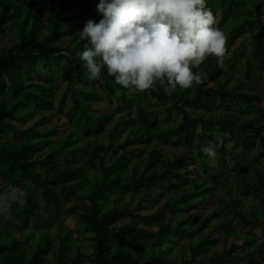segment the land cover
<instances>
[{"label":"trees","instance_id":"obj_1","mask_svg":"<svg viewBox=\"0 0 264 264\" xmlns=\"http://www.w3.org/2000/svg\"><path fill=\"white\" fill-rule=\"evenodd\" d=\"M77 2L0 0V192L12 185L26 194L22 208L13 205L10 217L0 216V264H264V166L253 163H264V100L244 82L216 84L226 74L234 41L244 34L247 45L241 42L231 57L244 60L246 80L264 79V0H206L224 28V65L207 57L200 69L209 72L205 82L171 95L158 84L144 92L124 88L106 68L99 79H88L79 59L87 41L78 32L102 16L99 0ZM14 21L16 39L2 47ZM96 92L128 105L136 119L122 123L113 113L95 112ZM68 103L61 119L66 128L51 142L55 128L42 127L45 117L62 114ZM20 106L40 119L21 125L14 115ZM172 114L180 119L177 128L152 132ZM106 130L105 144L98 140ZM170 133L179 144H167ZM217 133L224 134L223 143L209 158L204 141L215 142ZM137 145L143 147L137 156L142 171L131 165ZM43 149L47 153L36 157ZM37 189L44 207L35 198ZM161 200L155 213H138ZM62 214L75 216L79 228L58 222ZM119 221L126 223L117 226ZM232 222L261 230V242L240 234ZM50 228L53 235L46 233ZM79 235L90 253L82 250ZM222 236L232 238L231 244L213 253ZM239 239L251 250H240ZM184 240L189 248L179 246L181 252L171 256V247Z\"/></svg>","mask_w":264,"mask_h":264},{"label":"clouds","instance_id":"obj_2","mask_svg":"<svg viewBox=\"0 0 264 264\" xmlns=\"http://www.w3.org/2000/svg\"><path fill=\"white\" fill-rule=\"evenodd\" d=\"M96 11L102 19L88 20L78 32L87 41L79 59L90 80L106 68L124 88L144 92L158 84L171 95L205 82L200 69L207 57L224 65L226 36L206 0H99ZM223 135L202 149L206 156L215 157ZM25 203L24 191L9 185L0 192V216L10 217L13 205Z\"/></svg>","mask_w":264,"mask_h":264},{"label":"rangeland","instance_id":"obj_3","mask_svg":"<svg viewBox=\"0 0 264 264\" xmlns=\"http://www.w3.org/2000/svg\"><path fill=\"white\" fill-rule=\"evenodd\" d=\"M73 1H74L75 5L78 4V2H77L78 0H73ZM87 1H91V0H87ZM257 1L258 0H253V2H257ZM251 6H252V4L250 3L247 6V9L251 8ZM242 9H243V13H244V10H246V9L245 8H242ZM230 11L231 10H228L229 13H230ZM229 13H228V15H230ZM214 16H215V18H217L216 15H214ZM228 19H229V17H228ZM17 25H18V22L14 21L7 26L5 36L2 39V47L8 48L9 46L12 45L13 41H15V39H16V33L15 32H16ZM246 37H247V35L244 34L243 36H241L240 38H237L234 41V44L232 45L230 51L227 54L228 59H226V61L229 60V64L224 66V72L226 74L224 76H219L216 80V84L218 86H224L227 83L234 85L236 82L241 81V82H244L242 87H245L246 89H250L251 91L252 90L256 91L257 94L261 95L263 97V100H264V79L254 77L251 80H249V79L246 80L245 76H244L245 70H246V67L244 65V60L241 59L239 62H235L234 58L231 57V54L237 48L240 47L241 42L245 46L247 45L248 39H246ZM41 65H42V63L40 62L39 66H41ZM204 72L207 74V76H209L208 70H204ZM94 96H95V98H94L93 106H94L95 112L106 113V114L107 113H113V114H115V120L117 122H122V123L128 122L131 119H136V117L133 115V109H130L128 107V105H120L115 99L111 98L109 95H102V94H99L98 92H96V94ZM149 104H150L149 101L143 102V105H145V106L146 105L148 106ZM69 108H70V105L68 103V104H66L62 114L59 113L58 115H55V117L52 115H47L45 117V122L43 123L42 127L47 128V129L48 128L49 129L55 128V135L50 138L51 142L57 141L58 137L60 135H62L63 131L65 130V128H66L65 127V121H63L61 119L65 118L64 116L67 115ZM209 112H211L212 114L215 113V111L213 109H210ZM14 115L17 118H21V121L19 122L21 125L22 124L31 125L40 119V116L32 114V109L30 107H27V106H20L18 109L15 110ZM166 119H167V116H163V122L158 123V125L152 129V132L153 133H163V132H166L168 130L170 131L172 129L177 128L181 123L179 117L175 116L173 114L171 116H169L168 120H166ZM211 129L213 131L215 130L213 127ZM6 134L9 135L11 138H14V136H15V135L13 136V133H10V134L6 133ZM109 134H110V131L106 130L102 134L101 138L98 141L105 143L108 140ZM15 138H16V136H15ZM166 140H167V144L169 146H172L173 143H176V144L180 143L179 139L176 138L171 133L167 135ZM204 143H205L204 146L206 147L210 142L205 140ZM133 149L135 151V153H134L135 157H134V160L132 161V164H131L132 166H134L135 164L138 163V157L137 156L143 152V147L140 145H137V146H134ZM161 149H163V148L161 147ZM164 151H167L170 153L169 148H164ZM217 152L219 153L220 150H217ZM46 153H47V150L43 149V151L38 153L36 155V157H39L40 155H45ZM253 163H260L261 165L264 166V163H262L260 161L253 160ZM136 166H138L139 171L143 170V167L140 166V164H137ZM190 169L192 170L193 167H190ZM227 173L228 174L226 176V179H228L229 181L232 180L233 171H232L230 165H229V170L227 171ZM189 177L193 178L194 176L190 175ZM79 185L80 184H77L78 187H79ZM31 186L33 187V185H31ZM164 188H166V185H164ZM216 194H218V197H220L218 189L216 191ZM244 197L247 200L251 199V196L249 194L244 195ZM35 198L40 203V205H42L43 207L45 206V201L42 197V190L37 189V191L35 193ZM128 199H130V195L126 196V200H128ZM147 200L148 201H153V200L155 201L156 198L148 197ZM131 202L136 203L137 200H134V197H133ZM163 203H164V200L163 201L161 200L160 202L158 201L157 204L154 203V205H156V206H154L153 208H151L149 210H145V211L137 210V211H138V213H140L142 215L149 216L150 214L155 213L157 207L161 206V204H163ZM169 211H170L169 208L166 210H163V212H165L166 214H168ZM219 211H220V215L223 216V220H225L226 223H228L230 217L223 210H219ZM42 214H45L47 216V212H42ZM62 215L63 216H61V218H60V220H58V222H60V221L63 222V224L69 229H72L75 227L79 228L78 225L76 224V217L75 216L67 217L65 214H62ZM125 223H126V221H119L116 225L122 226ZM232 223H234L233 225H235L236 228L240 231V234H242L246 237L250 236L255 241L261 242V239L263 237V232L261 230H259L258 228H251L248 226L243 227L242 225H239L236 222H232ZM152 229L155 230L156 228L153 227ZM46 233L48 235H53L54 229L50 228L46 231ZM201 234H203V232H201ZM87 236H89V235H87ZM84 237L85 236H82V235L78 236V239L81 242L82 250L85 253H90L91 250L88 246L87 240H85ZM219 241L220 242H219L218 246L213 248V250H212L213 253H217V254L222 253V251L225 250L231 244L232 238L226 239L225 236H222ZM238 243L241 245L240 250H246V251L251 250V247L249 248V247L243 246V244H242L243 242L241 239H239ZM120 244H122L126 248L125 242H121ZM179 246H185V248H187V247L189 248V242L187 240L177 242L174 246L171 247V254H170L171 256H175V255L179 254V252H181V249ZM186 251H187V249L184 250L183 253L187 255ZM51 256H53V253H51Z\"/></svg>","mask_w":264,"mask_h":264}]
</instances>
